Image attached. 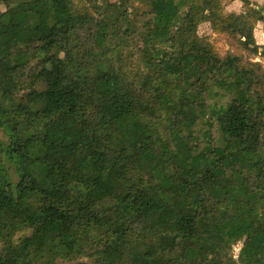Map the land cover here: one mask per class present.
Instances as JSON below:
<instances>
[{"label":"trees","instance_id":"1","mask_svg":"<svg viewBox=\"0 0 264 264\" xmlns=\"http://www.w3.org/2000/svg\"><path fill=\"white\" fill-rule=\"evenodd\" d=\"M224 5L0 0V264H264V73L198 35L264 60V10Z\"/></svg>","mask_w":264,"mask_h":264},{"label":"rangeland","instance_id":"2","mask_svg":"<svg viewBox=\"0 0 264 264\" xmlns=\"http://www.w3.org/2000/svg\"><path fill=\"white\" fill-rule=\"evenodd\" d=\"M248 1L250 6L253 8H260L264 10V0H233L232 2H227V0H222L224 3V11L235 16L241 15L244 10V3ZM198 35L200 37H206L208 42L216 49L220 55L231 54L241 57L242 61L246 64H258L261 71L264 73V60L259 57H251L250 55L241 52L237 46L229 40V37L217 33L212 22H206L198 27ZM253 35L257 45L261 46L264 43V26L257 23L254 26ZM239 246L234 248V255H237Z\"/></svg>","mask_w":264,"mask_h":264}]
</instances>
